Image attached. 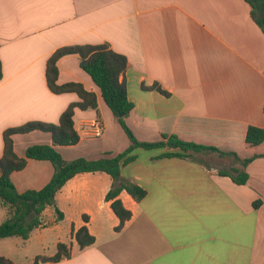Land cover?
<instances>
[{
	"label": "crops",
	"instance_id": "crops-1",
	"mask_svg": "<svg viewBox=\"0 0 264 264\" xmlns=\"http://www.w3.org/2000/svg\"><path fill=\"white\" fill-rule=\"evenodd\" d=\"M103 43L129 60L126 79L134 109L126 122L139 141L177 135L254 159L244 168L221 157L222 163L209 167L191 158L160 159L163 151L138 148L122 178L147 196L137 202L126 190L120 193L132 213L120 231L106 201L113 179L83 173L56 195L64 219L56 222L49 206L44 226L23 243H40L64 224L66 239L56 237L54 244H69L73 256L47 264H264V143H246L250 126L264 127V33L246 0H0V153L6 129L31 121L59 124L69 105L80 101L76 93L54 94L48 88L46 65L55 51ZM58 69V84L77 82L96 93L99 113L76 110L80 142L57 146L63 159L96 160L127 150L130 140L81 69L79 56L63 57ZM155 82L169 94L142 89ZM33 145H52V136L42 131L14 136L21 158ZM208 154L210 160L218 155ZM225 165L246 171L248 182L237 185L220 175ZM53 175L49 161L29 160L12 181L22 193L43 188ZM6 218L1 206L0 225ZM84 225L96 241L81 250L72 227Z\"/></svg>",
	"mask_w": 264,
	"mask_h": 264
},
{
	"label": "trees",
	"instance_id": "trees-1",
	"mask_svg": "<svg viewBox=\"0 0 264 264\" xmlns=\"http://www.w3.org/2000/svg\"><path fill=\"white\" fill-rule=\"evenodd\" d=\"M246 2L251 8L252 19L264 33V0H246ZM70 55L79 56L81 69L92 78L101 90L103 100L125 131L131 145L124 152L115 156L108 154L96 160L78 158L66 161L56 149L57 146H75L80 142V135L75 129L74 122L77 109L95 110L98 113L96 93L86 90L83 84L77 82L58 84V62L63 57ZM129 68L128 58L114 51L108 43L64 46L56 50L48 59L46 80L50 91L54 94L76 93L80 101L69 105L61 115L59 124L31 121L4 131V150L0 153V203L7 210V218L0 225V239L10 237L29 239L35 229L44 226L43 214L49 206L55 208L56 221H62L64 213L56 205L57 193L78 174L97 172L108 174L114 181L113 188L106 195V201L111 202V208L120 220V225L116 228V231H120L132 217V213L124 207L118 198L120 193L126 190L137 202L147 196L145 189L122 178V168L137 160L134 151L138 148L146 151H163L159 156L160 159L191 158L198 160L197 154L217 153L220 157L232 158L244 168L253 161L254 158L242 160L233 152H222L215 147L183 141L177 135H163L162 140L158 142L139 141L126 122L134 109V103L128 97L126 74ZM2 78L3 66L0 59V81ZM142 89L155 90L164 95L169 94L157 82L152 86L143 84ZM34 131L49 133L52 136V145L30 146L26 150L25 157H19L14 149V136ZM246 143L251 147H257L264 143V127L250 126L246 134ZM29 160L49 161L54 167V175L43 188L20 193L12 181V174L24 170ZM219 174L229 176L237 185H245L249 179L246 171L237 168H232L231 172L220 170ZM259 205V201L254 203L255 208H258ZM88 219L87 216H84L86 223ZM72 235L81 250L94 245L96 241L86 225L77 231L72 227ZM72 256V247L67 243H59L56 254L53 256L39 255L29 264L58 263L65 259H71ZM0 264L17 263L0 256Z\"/></svg>",
	"mask_w": 264,
	"mask_h": 264
},
{
	"label": "rangeland",
	"instance_id": "rangeland-1",
	"mask_svg": "<svg viewBox=\"0 0 264 264\" xmlns=\"http://www.w3.org/2000/svg\"><path fill=\"white\" fill-rule=\"evenodd\" d=\"M210 154H213V153H210ZM204 155L208 156L209 154H206V153L201 154L200 153V154H197L196 157L198 160H200L202 163H204L205 165H207L209 167L212 166L213 164L215 165L216 163L217 164L220 162L222 163V160H221L222 158L217 154H216L217 156H215L213 154V157L211 158V160L207 157H204ZM230 160H231L230 162H233L232 158H230ZM222 168L223 169L220 168V170L231 172L233 167H230L229 165H225ZM1 206H3V205H0V208H1ZM50 219H51V214L48 213L46 216V220L50 221ZM43 223H44V221H43ZM51 225H53L52 222H51V224L45 225V227L51 226ZM65 227H67V225L61 224L59 227H57L53 230L50 229L48 231L49 232L48 236L43 241H41L40 243H36L34 240H32L29 243H23L24 239H22V238H18V239H14V240L11 239V240H8L5 242L0 239V256L14 260L17 264H19V263L29 264V263H32L33 260L37 257L36 255L39 256V254H42V253H43V256L54 255L57 252V247L54 244L55 238L59 237L61 240L66 239L67 230ZM16 240H20V241H16ZM42 249H45V250H42ZM26 257H28L29 259H27Z\"/></svg>",
	"mask_w": 264,
	"mask_h": 264
},
{
	"label": "built area",
	"instance_id": "built-area-1",
	"mask_svg": "<svg viewBox=\"0 0 264 264\" xmlns=\"http://www.w3.org/2000/svg\"><path fill=\"white\" fill-rule=\"evenodd\" d=\"M97 133H98L97 135L99 136L100 135V131H98Z\"/></svg>",
	"mask_w": 264,
	"mask_h": 264
}]
</instances>
